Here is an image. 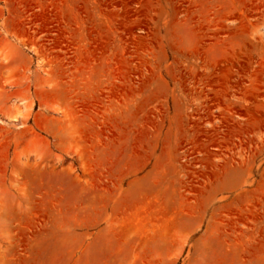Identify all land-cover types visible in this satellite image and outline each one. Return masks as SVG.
I'll use <instances>...</instances> for the list:
<instances>
[{
    "label": "rangeland",
    "instance_id": "rangeland-1",
    "mask_svg": "<svg viewBox=\"0 0 264 264\" xmlns=\"http://www.w3.org/2000/svg\"><path fill=\"white\" fill-rule=\"evenodd\" d=\"M0 264H264V0H0Z\"/></svg>",
    "mask_w": 264,
    "mask_h": 264
}]
</instances>
